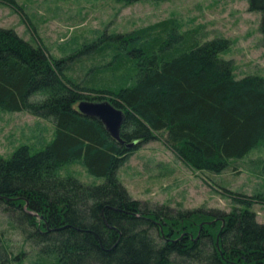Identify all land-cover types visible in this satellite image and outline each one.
<instances>
[{
  "label": "trees",
  "instance_id": "obj_1",
  "mask_svg": "<svg viewBox=\"0 0 264 264\" xmlns=\"http://www.w3.org/2000/svg\"><path fill=\"white\" fill-rule=\"evenodd\" d=\"M248 1L251 11L262 13L264 37V0ZM0 2L34 32L17 0ZM38 42L0 27V108L50 120L55 129L53 140L38 151L21 145L10 158L0 155V209L17 230L63 264L89 258L103 264H264V223L250 209L264 203V193L219 185L244 208L172 213L169 206L151 209L133 198L117 174L140 148L128 143L154 139L159 131H167V143L181 161L201 172L221 173L264 141V77H235L233 62L219 56L230 40L190 42L165 20L128 34H105L63 59L50 58ZM85 53L90 56L78 62L110 59L86 76H72L70 61ZM105 71L132 81L97 88ZM36 94L42 97L33 99ZM83 100H108L123 110L124 144L78 110ZM74 160L105 181L87 185L60 177L57 171ZM6 238L0 228V264H12Z\"/></svg>",
  "mask_w": 264,
  "mask_h": 264
},
{
  "label": "rangeland",
  "instance_id": "obj_2",
  "mask_svg": "<svg viewBox=\"0 0 264 264\" xmlns=\"http://www.w3.org/2000/svg\"><path fill=\"white\" fill-rule=\"evenodd\" d=\"M34 28L22 20L10 6L0 2V27L13 29L22 39L37 46L42 43L49 57L63 59L105 34H128L161 21L177 24L178 31L190 42L202 44L214 38L230 40L229 48L219 56L231 60L237 79L247 75L264 77V37L262 13L251 11L248 0H139L130 4L117 0H17ZM88 53L78 54L72 76H86L88 69L100 62L90 58L78 62ZM76 61V62H75ZM123 76L125 71L121 70ZM105 71L96 87L116 88L128 84L131 76ZM132 75V72H131ZM36 94L33 99H40ZM101 101V100H95ZM54 123L25 111L0 108V155L10 158L21 145L33 152L44 148L54 138ZM167 131L155 133L148 141L134 140L140 148L133 152L117 174L129 194L148 208L169 206L178 211H212L225 213L244 206L223 195L219 185L248 195L264 193V141L244 158L232 161L221 173L194 170L181 161L167 143ZM131 145V146H133ZM60 177L73 176L87 185L101 184L104 177L88 173L81 160L62 166ZM256 219L264 223V203L250 208ZM0 228L12 250V264H63L57 254L42 253V246L25 237L10 223L8 212L0 209ZM153 230V231H152ZM151 233L161 240L157 230ZM178 263V262H176ZM65 264H79L66 262ZM82 264H103L87 259ZM182 264H188L183 263ZM190 264H199L193 262Z\"/></svg>",
  "mask_w": 264,
  "mask_h": 264
},
{
  "label": "water",
  "instance_id": "obj_3",
  "mask_svg": "<svg viewBox=\"0 0 264 264\" xmlns=\"http://www.w3.org/2000/svg\"><path fill=\"white\" fill-rule=\"evenodd\" d=\"M78 110L88 117L101 121L111 136L120 143H125V140L121 137V127L125 119V114L122 109L115 107L108 100H83L79 102ZM131 145L133 143L129 144L128 147Z\"/></svg>",
  "mask_w": 264,
  "mask_h": 264
},
{
  "label": "flooded vegetation",
  "instance_id": "obj_4",
  "mask_svg": "<svg viewBox=\"0 0 264 264\" xmlns=\"http://www.w3.org/2000/svg\"><path fill=\"white\" fill-rule=\"evenodd\" d=\"M208 223H210V222H208ZM203 225V224H202Z\"/></svg>",
  "mask_w": 264,
  "mask_h": 264
}]
</instances>
